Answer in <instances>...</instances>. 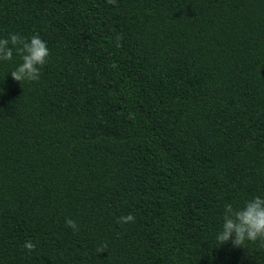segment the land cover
<instances>
[{"label": "trees", "instance_id": "1", "mask_svg": "<svg viewBox=\"0 0 264 264\" xmlns=\"http://www.w3.org/2000/svg\"><path fill=\"white\" fill-rule=\"evenodd\" d=\"M10 33L50 55L0 61V264H264L216 240L264 197V0H0Z\"/></svg>", "mask_w": 264, "mask_h": 264}, {"label": "clouds", "instance_id": "2", "mask_svg": "<svg viewBox=\"0 0 264 264\" xmlns=\"http://www.w3.org/2000/svg\"><path fill=\"white\" fill-rule=\"evenodd\" d=\"M115 2L116 0H107L109 4H115ZM116 39L117 47H119L121 37L118 36ZM14 50L20 55L21 63L10 72L12 79L19 83L37 81L50 55L46 42L39 35H33L28 39L18 33H10L7 38H0V61H11ZM134 219V216L129 213L119 217L118 222L132 223ZM222 220V228L216 235L219 245L231 239L233 247L244 248L246 242L255 243L257 241L260 242L261 247H264V197H253L241 208H234L230 203L226 204ZM65 224L74 231L79 230L76 221L71 218L66 219ZM23 247L27 252H32L36 244L26 241ZM105 248L106 245L100 246L96 253L105 252Z\"/></svg>", "mask_w": 264, "mask_h": 264}]
</instances>
